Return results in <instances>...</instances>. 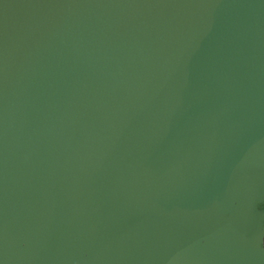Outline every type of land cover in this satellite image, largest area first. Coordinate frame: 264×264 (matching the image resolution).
Listing matches in <instances>:
<instances>
[{
  "label": "water",
  "instance_id": "1",
  "mask_svg": "<svg viewBox=\"0 0 264 264\" xmlns=\"http://www.w3.org/2000/svg\"><path fill=\"white\" fill-rule=\"evenodd\" d=\"M0 264H264V0H0Z\"/></svg>",
  "mask_w": 264,
  "mask_h": 264
}]
</instances>
